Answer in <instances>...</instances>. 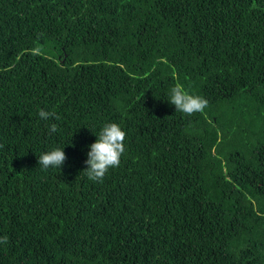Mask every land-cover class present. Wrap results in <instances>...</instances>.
Segmentation results:
<instances>
[{"label": "trees", "instance_id": "16d2710c", "mask_svg": "<svg viewBox=\"0 0 264 264\" xmlns=\"http://www.w3.org/2000/svg\"><path fill=\"white\" fill-rule=\"evenodd\" d=\"M110 122L126 151L91 181ZM5 235L0 264H264V0H0Z\"/></svg>", "mask_w": 264, "mask_h": 264}, {"label": "clouds", "instance_id": "9594fccd", "mask_svg": "<svg viewBox=\"0 0 264 264\" xmlns=\"http://www.w3.org/2000/svg\"><path fill=\"white\" fill-rule=\"evenodd\" d=\"M169 102L175 106V112H181L187 116H192L197 112H203L208 106V100L202 96L190 94L181 84H176L171 88ZM39 117L45 121L52 118L60 119L54 112L39 109ZM58 131L56 123H50L49 132ZM97 139L89 146L83 169L87 178L91 181L102 182L109 169L119 167L121 156L126 151V133L117 123H106L96 134ZM67 156L63 148H53L50 151L41 153L38 156V164L43 169L59 168L66 161ZM8 236H0V244H7Z\"/></svg>", "mask_w": 264, "mask_h": 264}]
</instances>
